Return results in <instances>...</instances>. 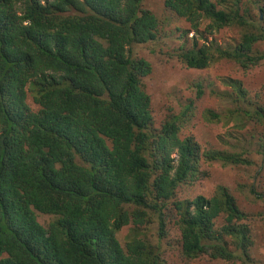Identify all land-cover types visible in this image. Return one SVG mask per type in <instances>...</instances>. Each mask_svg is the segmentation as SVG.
I'll return each mask as SVG.
<instances>
[{"label":"trees","instance_id":"obj_1","mask_svg":"<svg viewBox=\"0 0 264 264\" xmlns=\"http://www.w3.org/2000/svg\"><path fill=\"white\" fill-rule=\"evenodd\" d=\"M145 1L0 0V264H170V208L183 259H250L248 216L227 187L179 197L181 184L204 175L202 159L254 162L183 135L193 98L154 124L144 83L153 65L133 53L162 22ZM242 1L164 0L190 26L185 36L204 23L209 34L241 29L226 47L186 39L178 60L205 69L227 59L244 70L264 61V27ZM228 84L236 102L248 99L241 80ZM208 111L207 121H219ZM238 111L264 121L262 106Z\"/></svg>","mask_w":264,"mask_h":264},{"label":"rangeland","instance_id":"obj_2","mask_svg":"<svg viewBox=\"0 0 264 264\" xmlns=\"http://www.w3.org/2000/svg\"><path fill=\"white\" fill-rule=\"evenodd\" d=\"M243 6L251 9L248 16L264 27V0H243ZM145 7L152 9L164 22L160 24L158 36L147 43L133 46L136 56L144 57L153 65L151 75L144 78L145 86L152 97L154 124L160 126L170 114H179L193 98L192 108L183 127V135H195L204 150L211 148L245 151L244 156L252 158L253 164H227L220 160L202 159L204 175L195 181L181 184L178 187L179 197L193 198L197 194L213 196L219 186H225L235 197L239 208L247 214L243 220L249 227L252 239L250 259L237 262L222 259H211L208 256L187 261L181 257L180 231L175 224L177 214L170 208L168 212L167 231L170 247L165 249L170 264H264V152L260 136L264 134V121L252 120L238 111V108H264V61L251 69L244 70L237 62L223 59L205 69L186 67L178 60L177 52L184 40L191 44L193 36L199 42L215 41L226 47L236 42L241 34L237 26L222 28L209 34L204 23L199 30H192L187 36L183 33L190 28L183 18L178 17L164 5V0H146ZM264 50V43L257 45ZM241 80L247 89V100L236 102L234 90L229 86V78ZM202 82L203 94L197 97L196 83ZM231 95V96H230ZM234 99V100H233ZM250 101V102H249ZM208 110L220 115L219 121H207L204 116ZM192 132V133H191ZM48 216H40L42 223L47 224ZM225 221L222 215L217 219L221 225ZM155 225L150 232L155 235ZM130 232L125 226L120 232L123 239ZM163 249L167 246V240ZM245 261V263H244Z\"/></svg>","mask_w":264,"mask_h":264},{"label":"clouds","instance_id":"obj_3","mask_svg":"<svg viewBox=\"0 0 264 264\" xmlns=\"http://www.w3.org/2000/svg\"><path fill=\"white\" fill-rule=\"evenodd\" d=\"M175 155V154H174Z\"/></svg>","mask_w":264,"mask_h":264}]
</instances>
